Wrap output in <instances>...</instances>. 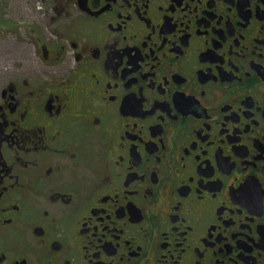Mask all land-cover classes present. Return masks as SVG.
I'll list each match as a JSON object with an SVG mask.
<instances>
[{"label": "flooded vegetation", "instance_id": "af4514ba", "mask_svg": "<svg viewBox=\"0 0 264 264\" xmlns=\"http://www.w3.org/2000/svg\"><path fill=\"white\" fill-rule=\"evenodd\" d=\"M14 7L0 264H264V0Z\"/></svg>", "mask_w": 264, "mask_h": 264}, {"label": "rangeland", "instance_id": "374dc122", "mask_svg": "<svg viewBox=\"0 0 264 264\" xmlns=\"http://www.w3.org/2000/svg\"><path fill=\"white\" fill-rule=\"evenodd\" d=\"M17 0H0V9L2 11H7L8 13L4 14H11L12 10L15 8L14 5ZM5 19V17H3Z\"/></svg>", "mask_w": 264, "mask_h": 264}]
</instances>
